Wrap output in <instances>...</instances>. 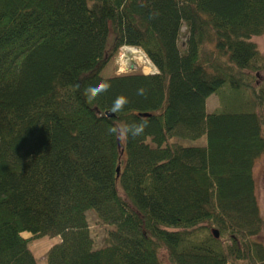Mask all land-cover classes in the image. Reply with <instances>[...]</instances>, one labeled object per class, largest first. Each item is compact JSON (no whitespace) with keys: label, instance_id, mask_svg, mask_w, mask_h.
Wrapping results in <instances>:
<instances>
[{"label":"trees","instance_id":"16d2710c","mask_svg":"<svg viewBox=\"0 0 264 264\" xmlns=\"http://www.w3.org/2000/svg\"><path fill=\"white\" fill-rule=\"evenodd\" d=\"M263 34L264 0H0V264H264ZM124 46L158 73L103 78Z\"/></svg>","mask_w":264,"mask_h":264},{"label":"rangeland","instance_id":"374dc122","mask_svg":"<svg viewBox=\"0 0 264 264\" xmlns=\"http://www.w3.org/2000/svg\"><path fill=\"white\" fill-rule=\"evenodd\" d=\"M183 31L184 28H182V34L180 36L179 46L183 45V41H184ZM252 40L256 43L259 53L264 58V34L260 36H255L253 37ZM121 49L119 51V54L113 57L112 59H110L108 64L101 71L100 75L103 78H107L115 75L130 74V73L150 74L145 70V67L140 63H131V65L127 66V68L122 69V65L119 62V58L122 55ZM154 72H156V69L154 70ZM256 77H257L256 82L262 83L264 81V69L261 70L259 73H257ZM208 98H209L207 100L208 111L206 110V112L209 113L212 112L211 110H215L216 108L219 107V98L216 95H211ZM263 134H264V127H263ZM122 139H123V132H120V140ZM173 141L179 142L184 146L205 144V138H201L196 141L186 140V139L185 140L174 139ZM253 177L255 183V193L264 224V153L261 157L257 159V161L254 164ZM87 219L89 223L90 234L94 242V247L99 248L107 244V235L109 230L111 229V226L101 223L100 220L96 217V215L92 211L87 212ZM214 230H216V228H214ZM24 235L29 236L28 233H25ZM255 239L264 242V225L259 236ZM59 242H60V238L57 236L56 237L44 236L30 240L28 243V248L33 252L37 264H47V252L52 246L58 244ZM160 257L164 262L167 263V257L164 251L160 252ZM241 263L249 264L247 261Z\"/></svg>","mask_w":264,"mask_h":264},{"label":"bare ground","instance_id":"6f19581e","mask_svg":"<svg viewBox=\"0 0 264 264\" xmlns=\"http://www.w3.org/2000/svg\"><path fill=\"white\" fill-rule=\"evenodd\" d=\"M121 51L122 55L119 58V62L122 65V69L127 68L131 63H140L148 73L154 72V65L140 49L124 46Z\"/></svg>","mask_w":264,"mask_h":264},{"label":"clouds","instance_id":"9594fccd","mask_svg":"<svg viewBox=\"0 0 264 264\" xmlns=\"http://www.w3.org/2000/svg\"><path fill=\"white\" fill-rule=\"evenodd\" d=\"M110 87V84H108L107 82H101V84L99 85H94L89 87L86 92L88 94L89 99H93L95 98L96 95H98L100 92L102 91H107V89ZM127 103V98L125 97H118L116 102L113 105V110L114 111H119L121 110L124 105ZM128 127L124 126L117 129H114L113 131H119V132H124L127 133L128 132Z\"/></svg>","mask_w":264,"mask_h":264},{"label":"water","instance_id":"95a60500","mask_svg":"<svg viewBox=\"0 0 264 264\" xmlns=\"http://www.w3.org/2000/svg\"><path fill=\"white\" fill-rule=\"evenodd\" d=\"M147 114H143V116H146ZM119 172V169H117V173ZM214 235L215 237H218V232L216 230H214Z\"/></svg>","mask_w":264,"mask_h":264},{"label":"crops","instance_id":"0c3cea01","mask_svg":"<svg viewBox=\"0 0 264 264\" xmlns=\"http://www.w3.org/2000/svg\"><path fill=\"white\" fill-rule=\"evenodd\" d=\"M209 98H207V100H208ZM207 100H206V110L208 109V107H207ZM208 111V110H207ZM211 111H214V110H211Z\"/></svg>","mask_w":264,"mask_h":264}]
</instances>
